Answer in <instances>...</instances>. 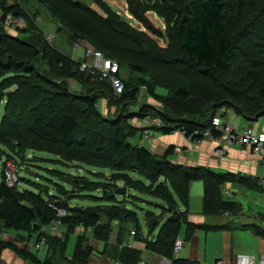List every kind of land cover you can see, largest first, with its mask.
Returning a JSON list of instances; mask_svg holds the SVG:
<instances>
[{
	"label": "trees",
	"instance_id": "obj_1",
	"mask_svg": "<svg viewBox=\"0 0 264 264\" xmlns=\"http://www.w3.org/2000/svg\"><path fill=\"white\" fill-rule=\"evenodd\" d=\"M26 1L30 0H15L8 3L6 0H0V48L7 50L13 43L22 49L35 48L33 55L37 58L39 55H46L44 51L46 48L50 52V57L53 58V63L62 68L60 72L52 68L43 72L42 67L38 70V67L35 66V68L30 69L31 72L25 71L21 74V78L15 79V82L12 83L15 87L13 90L5 93V87L0 88V100L6 98L5 115L3 116L5 118L10 116L11 119L15 112H17L16 117L26 115L21 122L19 121V124L17 122L10 123L5 119L0 122V144L9 148L10 144L14 143L19 145L18 149L20 150L33 148L31 146L39 147L38 143H49L60 146L57 154L64 159L83 160L86 155L85 149L81 146L84 139L78 140L76 135L81 129L86 130V127L81 128L86 119L99 120L96 103L100 97L98 92H102L100 88L104 81L92 79L85 72H80L78 61L46 44L45 35L38 22H34L33 19L31 26L27 23L26 14L21 6L22 2ZM91 1H94L97 6L92 7L83 0H41L40 2L47 6L50 16L57 24L56 33L64 30L71 38L86 41L95 47L104 45L96 34L105 30L126 33L123 37L129 39L127 35L131 32L129 29L125 31V23L117 19L116 13L109 6L103 0ZM146 1L128 2L130 13L142 23L144 20L141 15L146 10L143 2ZM231 6L239 14L244 33H249L252 27L255 33L264 32V0H156L153 9L161 16L174 21L173 25L168 27L166 46L157 51L165 58L174 56V58L183 61V65H190L191 69H201L215 74L212 98L219 101L223 100L229 106L228 108H233L237 114L251 120L264 114V54L256 60L262 69H253L248 60H244L242 65L239 64V61L230 62L235 50V35L232 30L233 27L228 24L229 22L227 23V19L234 12L226 10L229 7L231 9ZM97 7L99 9H96ZM8 17L23 18L26 21L23 26L17 28L16 35H10L2 27V21H6ZM232 25L236 26V23ZM112 39L117 40L116 36H113ZM119 41H123L121 37ZM130 41L134 43L133 39ZM40 44L41 47H39ZM125 45L121 42L116 45L115 42L109 41L106 47L111 52H102V54L118 61L120 68L125 65L133 71L144 72L145 70L133 62L130 57L122 58L123 55L129 56L134 51L131 45ZM114 51L118 54H113ZM108 53L115 58L109 56ZM7 62L9 61H0V69H7ZM60 76H68L71 80H77L76 82L80 87L84 90L89 89L94 94L88 95L81 92L80 97L68 96V87L63 84V81L51 82ZM122 80L124 82L123 93L114 95L117 102L132 103L135 100V91L141 84H146L148 92L155 96L150 82L146 79H139V81L130 78L128 80L122 76ZM177 92L184 96L187 95L182 90ZM61 96L64 98L58 103L57 99ZM217 109L212 102L205 103L203 107L197 108L195 113L200 112L197 119L185 118L186 120L183 119L182 122L176 120V123H173L174 120L170 117L174 119L178 117L174 112L163 110L161 107L144 105L138 111L130 112L122 116V119L117 123L115 122L118 126L110 129L109 141L112 143L114 151L123 149L130 152L133 157V163L130 167L135 170L147 169L162 177L157 182L160 188L167 186V183L172 186L175 194L169 190H164L165 192H160L154 196L165 201L168 207L174 205L176 209V197L185 206L188 204L189 181L191 180L205 178L206 182L208 180L217 184L230 179H237L245 183H250V181L255 183V181L246 176L236 177L229 173L218 174L199 166L183 167V165L173 163L170 160L174 148L172 145L165 149L161 157L155 158L148 150L140 148L139 145L136 148L128 143L123 145L120 137L125 127L130 130L137 129L136 126L130 124V120L133 118L154 115L164 120L163 126L159 128L163 134H170L174 130L180 129L187 138L199 139L201 134H195L194 130L202 131L209 128L211 119L217 115ZM211 131L212 136L218 135L214 129ZM25 139H27L26 144L31 146H21L25 143ZM99 150L101 153L102 150ZM104 166L107 164L105 163ZM118 169L122 170L123 168L119 167ZM172 174H176L178 180H174V177L171 179ZM68 180L71 189L60 190L63 194H74L76 190L73 189V186L75 184L83 183L86 186V181L79 176L68 178ZM34 187L37 191L26 188L19 191L14 185L8 186L5 174H2L0 182V233L5 228L17 232L24 230L25 233L21 236L22 242L19 241L21 245L13 240L0 238V258L3 251L9 249L24 261L32 264H52L49 260H40L29 251L27 246L30 245L26 244V240L30 236L39 235L42 226L49 225L57 218L54 206L64 208L67 211V215L61 218L63 226L82 225L86 229H94L95 240L106 243V249L104 248L101 253L108 255L110 261L116 259L132 264L141 258V251L139 250L118 249L114 246L107 248L112 229L108 224H100L102 217L105 216L110 221L131 222L137 225L136 212L124 207L110 206L104 209L103 213H99L96 210L75 207L70 202H65L59 194L53 195L51 197L53 199L49 201L43 196L40 185L34 184ZM224 209L236 211V204L232 201L222 200L216 187L206 185L202 212L205 215H218ZM68 212H73V215L68 214ZM177 215H179L177 219H168L161 225L156 241H149L142 239V237L140 240H143L147 249L152 252L172 259L171 264H193L187 259L172 258L173 242L178 236L181 221L185 220L183 212L177 213ZM120 232L121 228L119 227ZM43 236L49 237V234L43 233ZM189 238L188 234L186 239ZM81 241V239L77 241L72 251L74 263L89 264L90 247L89 250L88 248L85 249L84 246L82 247L83 242Z\"/></svg>",
	"mask_w": 264,
	"mask_h": 264
},
{
	"label": "rangeland",
	"instance_id": "obj_2",
	"mask_svg": "<svg viewBox=\"0 0 264 264\" xmlns=\"http://www.w3.org/2000/svg\"><path fill=\"white\" fill-rule=\"evenodd\" d=\"M13 1L15 0H6L7 3ZM40 1L41 0H30L22 2L21 4L27 17V23L30 26L32 25L31 22L33 19L34 22L37 21L40 25L44 20L46 22L50 20L54 21L47 10V6L42 4ZM83 1L92 7L97 6L94 1ZM103 1L116 13L117 19L122 20L125 23V31L129 29L131 32V35L129 34L127 36L130 40L133 39L134 43L128 38L123 37L126 33H116L109 30L96 34L99 37L98 39L104 43V45L97 47L90 45L86 41L71 38L64 30L58 33H48L51 35L53 34L54 37L52 41H48L46 39L47 34H45V31L42 30L45 35L44 39L46 44L50 47H55L58 50L60 49V51L69 55H71L78 47H80L81 50H83L84 47V58L81 57L77 62L79 64L80 72L81 63L86 59L85 48L89 47L97 52L110 53L111 51L107 50L108 48L106 47V44H108L109 41L111 43L115 42L116 45L119 42L126 44L125 46L131 45L134 49V51H132L133 54H128L129 56L121 54L123 55L122 58L130 57L133 62L139 64L145 71L139 73L138 71H133L129 69L128 66L124 65L120 68V74L128 80L130 78H134L135 80H148L152 86L155 96H152L146 87V89L141 90L139 93L140 101L137 97H135V100L132 103H123L122 101L117 102L115 101L114 96L116 94L113 92L109 83H107V81L102 82L103 85L100 88L102 92H98L100 97L96 103L99 120L94 121L93 119H86L81 127H86V130L81 129V131H79L76 135V139H84L83 145L81 146L86 151L85 159L80 161L66 160L57 154L60 146L49 143H38L37 145L39 147L31 146L26 144L27 139L24 140L25 145L22 144L21 146H31L33 148L19 150V145L14 143L10 144L9 148L0 144V182L2 180V174H5L6 172L4 169L6 162L11 160L15 163L17 169L19 168L17 174H19L18 176L20 179L18 177L14 184L19 191L25 188L37 191L34 184H38L41 187L43 196L49 199V201L53 199L51 198L53 195L59 194L65 202H70V204L75 205V207L92 209L99 213H103L104 209H107L110 206L119 208L124 207L128 210L136 212L138 219L137 225L131 222L123 223L122 221L118 222L116 220L110 221L107 220L105 216L102 217L100 223L102 225L108 224L113 231L120 227L121 232H117V237L120 239L117 240L116 244L120 247V249H133L136 247V244H133L134 241H138L141 237L142 239H147L149 241H156V236L161 225L164 222H167L168 219H177V216H179L177 213L179 214L180 212H183L185 214V211H181L178 202L175 203L177 204L175 209L174 205H171L173 207H168L165 201L154 196L160 192L162 193L164 190H169L174 193V189L170 184L168 185V183L167 186H165L167 189L164 186L160 188L157 182L162 177L153 174L150 170H135L133 167H130L133 163L132 155L130 152L123 149L114 151L113 145L109 141L111 137L110 129H114L118 126L116 123L122 119V116L133 111H138L139 109L136 110V108H141L144 105L161 107L163 110L165 109L169 112H174L178 117H175L176 119L170 117V119L174 120L173 123H176V120H181L182 122L185 118L197 119L200 112H195L197 108L199 109L200 106L203 107L205 103L212 102V104L215 105V109L218 108L216 112L220 115H222V110L231 111L232 109L228 108L229 106L225 104L223 100L219 101L212 98V94L214 92L212 86L215 84V74L201 69H191L189 67L190 65H183L184 62L174 58V56H168L165 58L157 51L158 49H162L166 46L168 39V27L173 25L174 21L168 20V18L161 16L153 9V5L156 0H147L146 2H143L146 8L145 12L141 15L144 20L143 23L135 18V16L129 11L128 2L134 0ZM96 9H99V7ZM226 11L234 12L231 13L233 16L230 15L229 19H227V23L229 22L228 24L233 27L232 30L235 35V50L231 56L230 62L235 61L236 63L239 61V64L242 65V63L245 62L244 60H248L250 61L249 65H252L253 69H262V66L258 65L256 60L264 54V32L255 33V30L252 27L253 30L251 28L249 33H244L241 28L242 24L240 23L239 14L234 11L233 6H231V9L230 7L227 8ZM25 22L26 21L24 20V23ZM235 23L236 26L232 25ZM21 26H23V24H21ZM2 27L10 35H16L17 29L7 27L5 21H2ZM47 30H50L49 26ZM113 36H116L117 40L112 39ZM120 37L123 41H119ZM14 44L15 43H13L7 50L0 48V61H9L7 62V69H0V88L3 89L5 87V93H8L10 90L15 88L12 84L15 82V79L21 78V74L25 71L31 72L30 69L35 68V66L38 67V70L42 67L41 70H43V72L48 69L50 70V68L57 72L61 71L60 69L62 67L53 63V58L50 57L51 55L48 49L44 48V51L46 52L45 56L39 55L37 58L33 55V50L35 48L22 49ZM39 47H41V44ZM80 51L78 50L76 55H78ZM109 53V56L115 58V56L110 55ZM113 54H118V52L114 51ZM60 81H63V84L68 87V96L80 97L81 92L88 95L90 93L94 94V92L89 91V89L84 90L77 84V80H71L68 76H60L57 77V80H51L53 83H59ZM250 85H252V83H250ZM178 90L186 92L187 95L184 96L179 94L177 92ZM137 91L138 88L135 91V95ZM63 98L64 97L62 96L58 97V103H60ZM5 103L6 98L4 97L0 100V122L5 119L10 123L17 122L19 124V121L21 122L26 115H18V117H16L17 112H15V115H13L11 119L10 116L5 118L3 116L5 115ZM236 114L237 113L235 111H232L229 115H227V113L225 115H227V119L232 120ZM148 117H150V119ZM143 118H147L149 121L144 123L142 120ZM132 120H130V124L133 123L137 129L130 130L127 127L124 128V132L120 137L123 145L128 143L134 146V148L138 145L140 147L145 146L153 157L159 158L164 154V151L168 146L177 144L172 145L174 147L173 152L175 153V156L170 157V160H172L173 163L183 165V167L186 166L187 163L185 161V153L187 151L182 153L184 147L182 148L183 145H180L185 142L184 140H181V138L183 137L186 139L183 131L176 129L173 131V134L171 133V135L164 136L161 130H159V128L163 126L164 120L154 115H144L142 117L134 118L133 121ZM232 123H234V121ZM243 123L252 124L253 130L256 131L259 127L264 126V114L259 116L257 120H251L248 122L244 120ZM146 126L148 129L145 128L142 130V127ZM200 138H202L199 141L200 143L209 139H204L202 135ZM194 139L188 138V141L193 142ZM99 149L102 150L101 153H99ZM64 150H67V148H64ZM215 150L216 149L213 148L214 155L217 157L221 158L227 155L226 152L225 155L220 156ZM178 153L181 154L178 155ZM105 163L107 166H104ZM119 167H122L123 169L119 170ZM74 176L83 178L86 181V186H84L83 183H80L79 185L75 184L73 186V189L76 190L74 194L61 193L60 190L65 191L71 189L68 178H72ZM172 178L174 180H178L176 174H172L171 179ZM202 179L205 181V178ZM254 181L255 183L250 181V183L246 182V184L260 189L258 186L261 184L257 183L260 179L258 178ZM120 188H125V191L123 193L118 192L117 189ZM111 192H113V195H110ZM221 195L222 197L225 195L226 197L231 198L230 196H232V193L230 189H228ZM189 198L191 209H199L201 206V197H197L195 194L191 193L188 196V199ZM176 199L178 198L176 197ZM232 213L233 210L224 209L219 212L218 216H227ZM68 214L73 215V212H68ZM197 228L208 230L210 229V226L206 223L187 224L188 232L194 231ZM5 229L17 232L9 228ZM47 231L49 237H44V240L46 241L45 245L41 247L37 246L35 248L43 249L45 251L44 254L43 251H38V256H44L43 261L49 260L52 264H76V262L74 263L72 250L77 241L81 239V242H83L82 247L84 246L85 249L88 248V250L89 247H91L90 243H95L96 241L94 238V229H86L82 225L63 226L62 224H59L57 228H52ZM19 232L20 233L16 235L15 239V242L17 243L19 241L22 242L21 236L25 233L24 230H20ZM204 234L205 233L201 231L199 235L196 236L195 240L190 241V239H186L185 227L184 224H182L177 238L183 240V245L180 249L173 251V253H179L186 246L182 251V255H186V257H193L196 253L200 252L205 254L207 262L211 261L216 241L211 235L205 236ZM112 239H114V237H112ZM64 240L66 241L64 242ZM175 240L172 245V250L174 249V244L176 243ZM131 241H133V243ZM139 241L143 242V240ZM47 244H49V248H47ZM45 248L47 249L45 250ZM145 250H148L149 252L151 251L147 249L146 246ZM239 256L242 257L249 255L238 254L235 257V264H237ZM249 257L251 260H264V257ZM9 259H13L14 261L22 260L23 262H26L13 251L5 249L0 258V264H15L10 262ZM141 260H143L145 264H148L144 256L132 264H138ZM114 262L119 264H129L116 259L109 261L108 264H113ZM191 262L193 264H197L196 261ZM215 264H223V262L217 259Z\"/></svg>",
	"mask_w": 264,
	"mask_h": 264
},
{
	"label": "crops",
	"instance_id": "obj_3",
	"mask_svg": "<svg viewBox=\"0 0 264 264\" xmlns=\"http://www.w3.org/2000/svg\"><path fill=\"white\" fill-rule=\"evenodd\" d=\"M38 25L45 31V34L56 33L57 24L52 20L47 22L44 20L41 25L38 22ZM48 26L50 30H47ZM78 50H81L80 47L74 50L71 55L65 54L71 56L74 60L79 61L81 57L84 58V47L83 50L76 55ZM231 109V111L222 110V115L218 113L217 115L221 116L223 121L233 125L235 129L242 130L246 127H251L253 130L252 124H244L243 121L245 120L248 122L251 120H257L259 116L256 119L254 118L250 120L236 114L232 120L227 119V115H229L230 112L235 111L233 108ZM226 113L227 115H225ZM233 121L234 123H232ZM254 132H264V126L259 127L258 130ZM165 135H171V133L164 134V136ZM178 140L185 141L184 144L180 145H183L182 148L184 147L182 153L187 151L185 153V161L187 163L186 166H199L209 169L214 173H229L236 177L246 176L252 180L259 178L260 181H257V183H260L261 185L258 186L260 189H257L254 186H249L245 182L238 181L237 179L226 180L219 184L208 180L206 182L202 178L190 181L189 194L193 193L195 196L201 197V206L196 210L191 209L189 198L186 210V206L180 200L176 199L181 211H185V220L181 221L180 227L184 224L185 236H188L189 234L190 241L195 240L196 236L203 231L205 236L211 235L213 237L216 241V245L212 254V259L209 262L206 261L205 254L200 252L196 253L193 257H186V255H182V251L186 246L179 253H173L172 258L196 261L197 264H215L217 259L221 260L223 264H235V257L238 254H245L255 258L264 257V162L247 146H231L227 150V155L220 158L214 155L213 148L216 149L217 147L215 142L211 139L204 140L201 143L198 142L197 145L188 141L187 137L186 139L182 137L181 140ZM174 154L175 153L173 152L170 157L175 156ZM179 154L181 153H178V155ZM206 185L216 187L222 200L232 201L235 203L236 211H233L231 215L227 216L205 215L202 212V202ZM228 189H230L232 193V196H230L231 198H228L225 195L222 197L221 194ZM187 223H206L210 226V229L205 230L197 228L194 231L188 232ZM117 232L119 233V228L115 231L112 230L107 242V248L114 246L120 249V247L116 244L117 240L120 239L117 237ZM18 233L19 232H12L8 229H2L0 238L15 241ZM112 237H114V239H112ZM139 240L140 239H138V241H134V243L131 241L134 245L136 244V247L134 246L135 248L133 249L141 251V257L144 256L148 264H171L172 259L145 250V244ZM18 243L21 245V242ZM105 244L106 243L103 241L90 243L91 252L88 256L89 264H108L110 257L101 253L104 248L106 249ZM47 248H45V250ZM27 249L37 256L38 251H43V254L45 252L43 249H36L32 246H27ZM43 257L38 256L40 260H43ZM9 261L15 264L30 263L28 261L23 262L22 260L14 261L13 259H9Z\"/></svg>",
	"mask_w": 264,
	"mask_h": 264
},
{
	"label": "built area",
	"instance_id": "obj_4",
	"mask_svg": "<svg viewBox=\"0 0 264 264\" xmlns=\"http://www.w3.org/2000/svg\"><path fill=\"white\" fill-rule=\"evenodd\" d=\"M7 27H12L13 29H17L18 26L24 24L23 18H15L8 17L5 21ZM53 34H47L46 39L48 41L53 40ZM85 56L86 59L81 63L80 69L89 75L92 79H98L101 81H107L112 88L115 94H121L124 91V82L122 80V75L120 74V65L117 61L105 57L101 52L94 51L91 48H85ZM146 85L142 84L138 86V91L135 95L137 99L140 101L139 93L141 90L146 89ZM139 108H136L138 110ZM150 119V117H148ZM144 123L149 121L147 118L142 119ZM148 125V124H147ZM147 129L146 127H142V129ZM218 132L217 136H212V129ZM148 131V130H147ZM195 134H201L204 139H211L215 142L216 149L218 155H225L227 149L231 146H247L249 147L254 154H257L260 159L264 162V132H254L251 127H246L242 130L235 129L230 123L223 121L221 116H214L211 119L209 128L205 130L199 131L198 129L194 130ZM190 139V138H189ZM202 138H195L193 143L197 145V143ZM5 180L8 186H13L18 179V169L13 161L9 160L5 165ZM54 206L56 210V219L53 220L49 225L42 226L40 230V234L37 236H30L26 240V244L32 247H41L45 245L46 241L44 240L43 233H47V230L52 228H57V226L61 223V218L67 215V211L64 208H57ZM174 244V249L178 250L183 245V240L180 238H176ZM141 262V263H140ZM138 264H145L143 260H141ZM113 264H119L114 262ZM237 264H264L263 259H250L249 256H239L237 260Z\"/></svg>",
	"mask_w": 264,
	"mask_h": 264
},
{
	"label": "water",
	"instance_id": "obj_5",
	"mask_svg": "<svg viewBox=\"0 0 264 264\" xmlns=\"http://www.w3.org/2000/svg\"><path fill=\"white\" fill-rule=\"evenodd\" d=\"M140 148L147 150V148H146L145 146H141ZM117 191L123 193V192L125 191V188L117 189ZM110 195H113V192H111ZM171 207H173V206H171ZM178 217H179V216H177V218H178ZM150 223H152V222H150Z\"/></svg>",
	"mask_w": 264,
	"mask_h": 264
},
{
	"label": "bare ground",
	"instance_id": "obj_6",
	"mask_svg": "<svg viewBox=\"0 0 264 264\" xmlns=\"http://www.w3.org/2000/svg\"><path fill=\"white\" fill-rule=\"evenodd\" d=\"M144 104H145V103H144ZM142 105H143V104H142ZM138 107H139V106H138ZM150 116H151V115H150ZM216 116H217V115H216ZM133 120H134V118H133ZM133 120H132V121H133ZM131 123H132V122H131ZM132 124H133V123H132ZM151 124H152V123H151ZM151 124H150V125H151ZM232 126H233V125H232ZM140 128H141V127H140ZM147 129H148V128H147ZM150 129H151V127H150ZM142 130H143V129H142ZM179 147H180V146H179ZM180 148H181V147H180ZM216 149H218V147H217ZM133 239H134V238H133Z\"/></svg>",
	"mask_w": 264,
	"mask_h": 264
}]
</instances>
